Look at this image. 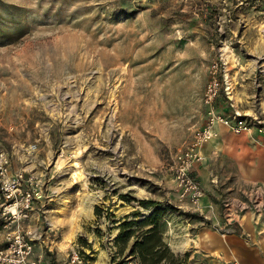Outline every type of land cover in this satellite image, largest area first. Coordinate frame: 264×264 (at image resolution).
I'll return each instance as SVG.
<instances>
[{
  "label": "rangeland",
  "instance_id": "rangeland-1",
  "mask_svg": "<svg viewBox=\"0 0 264 264\" xmlns=\"http://www.w3.org/2000/svg\"><path fill=\"white\" fill-rule=\"evenodd\" d=\"M214 64V111L263 132L264 0H0V148L39 177L42 264L122 262L118 224L152 210L138 199L185 213L168 169L204 121ZM255 130L227 142L249 158ZM211 154L195 171L215 179L203 193L226 212L258 209L256 184Z\"/></svg>",
  "mask_w": 264,
  "mask_h": 264
},
{
  "label": "built area",
  "instance_id": "built-area-1",
  "mask_svg": "<svg viewBox=\"0 0 264 264\" xmlns=\"http://www.w3.org/2000/svg\"><path fill=\"white\" fill-rule=\"evenodd\" d=\"M210 69L208 81L202 92L204 121L199 128L192 131L190 138L174 152L168 169L177 200L186 202L193 209H199L203 191L192 175V167L202 160V145L216 138V124L226 127L232 134H241L249 133L251 129L260 132L262 123L255 116H242L234 108H231L227 113L214 111L213 103L218 91L215 64L211 65ZM34 148L35 145H30V149L34 150ZM39 183L40 180L36 173L30 172L26 176L24 170L14 169L11 166L10 155L0 148V264H41L42 262L41 249L47 226L41 230L31 223L25 224V221L31 218L30 211L33 205L41 201L35 188ZM254 188L258 192L255 195L259 196L258 205L260 206L256 210L264 209V184H256ZM38 213L39 216L43 214L40 209H38ZM217 230L219 234H236L237 226L224 221ZM36 247L40 249L38 253H35ZM69 260L71 264L81 263L76 253H72ZM106 264H137V262L129 256H124L120 263L109 261Z\"/></svg>",
  "mask_w": 264,
  "mask_h": 264
},
{
  "label": "crops",
  "instance_id": "crops-1",
  "mask_svg": "<svg viewBox=\"0 0 264 264\" xmlns=\"http://www.w3.org/2000/svg\"><path fill=\"white\" fill-rule=\"evenodd\" d=\"M215 130V140L202 145V156L209 152L214 158L220 155L229 160L241 182L264 184V130L262 132L261 129L259 134H256L254 132L257 130L253 129L256 144L253 146L254 153L249 155V158L238 153L240 151L227 142V133L230 132L226 127L216 124ZM201 162L192 167V175L197 181L199 178V186L208 182V187H214L215 179L208 177L205 168H200L198 174H195ZM178 202L181 204L177 207L185 213L166 214L158 225L160 241L171 255L180 258L179 264H264V209H247L240 213L226 212L217 204L216 196L207 191L203 193L199 209L189 207L186 202ZM38 209L36 206L32 207L31 218L25 221V224L31 223L43 230ZM224 221L237 226L236 234L218 233L217 229ZM128 242L131 243L130 240ZM41 261V264L44 263V256ZM161 263L162 260L159 264Z\"/></svg>",
  "mask_w": 264,
  "mask_h": 264
},
{
  "label": "trees",
  "instance_id": "trees-1",
  "mask_svg": "<svg viewBox=\"0 0 264 264\" xmlns=\"http://www.w3.org/2000/svg\"><path fill=\"white\" fill-rule=\"evenodd\" d=\"M121 198L124 196L122 195ZM135 202L141 208L151 207L152 210L138 220H123L118 224L119 230L113 237L117 253L121 256L126 253L137 264H159L161 260V264H179L180 258L171 255L160 241V226L158 225L164 215L176 210L172 206L160 205L155 200L138 199ZM93 211L97 215L95 207ZM135 214V212L132 213V215ZM145 226L146 228L143 229Z\"/></svg>",
  "mask_w": 264,
  "mask_h": 264
},
{
  "label": "bare ground",
  "instance_id": "bare-ground-1",
  "mask_svg": "<svg viewBox=\"0 0 264 264\" xmlns=\"http://www.w3.org/2000/svg\"><path fill=\"white\" fill-rule=\"evenodd\" d=\"M92 202V201H91ZM89 207V206H88ZM90 210V209H89ZM76 231V230H75ZM71 241V240H70Z\"/></svg>",
  "mask_w": 264,
  "mask_h": 264
}]
</instances>
